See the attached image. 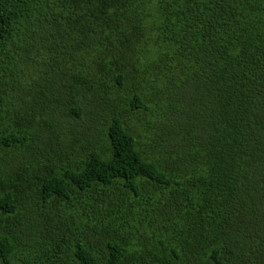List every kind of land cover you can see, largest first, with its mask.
<instances>
[{
    "label": "trees",
    "instance_id": "trees-1",
    "mask_svg": "<svg viewBox=\"0 0 264 264\" xmlns=\"http://www.w3.org/2000/svg\"><path fill=\"white\" fill-rule=\"evenodd\" d=\"M2 264H264V0H0Z\"/></svg>",
    "mask_w": 264,
    "mask_h": 264
},
{
    "label": "rangeland",
    "instance_id": "rangeland-1",
    "mask_svg": "<svg viewBox=\"0 0 264 264\" xmlns=\"http://www.w3.org/2000/svg\"><path fill=\"white\" fill-rule=\"evenodd\" d=\"M0 264H2V259H1V257H0Z\"/></svg>",
    "mask_w": 264,
    "mask_h": 264
}]
</instances>
